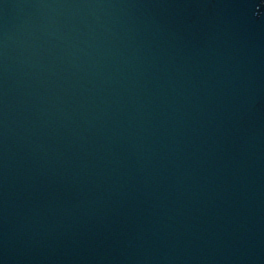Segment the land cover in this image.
Masks as SVG:
<instances>
[{
  "label": "water",
  "instance_id": "1",
  "mask_svg": "<svg viewBox=\"0 0 264 264\" xmlns=\"http://www.w3.org/2000/svg\"><path fill=\"white\" fill-rule=\"evenodd\" d=\"M0 264H264V0H0Z\"/></svg>",
  "mask_w": 264,
  "mask_h": 264
}]
</instances>
